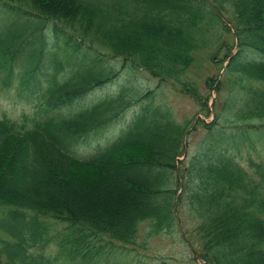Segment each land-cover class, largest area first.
Instances as JSON below:
<instances>
[{
	"label": "trees",
	"instance_id": "1",
	"mask_svg": "<svg viewBox=\"0 0 264 264\" xmlns=\"http://www.w3.org/2000/svg\"><path fill=\"white\" fill-rule=\"evenodd\" d=\"M50 34L56 49L47 52ZM204 57L221 70L205 79L208 93L189 74ZM116 58L191 95L206 116L225 73L238 86L220 106L215 98L210 123L178 120L152 91L126 86L76 106L119 76ZM15 78L19 94L40 92L23 120L0 108V264L131 254L141 224L172 230L181 203L198 219L206 264H264V159L244 165L232 149L237 134L264 128V0H0L1 89ZM136 102L115 140L79 152ZM200 125L215 139L208 152L185 154ZM8 215L17 220L9 233ZM44 219L67 224L56 253L45 249Z\"/></svg>",
	"mask_w": 264,
	"mask_h": 264
},
{
	"label": "rangeland",
	"instance_id": "2",
	"mask_svg": "<svg viewBox=\"0 0 264 264\" xmlns=\"http://www.w3.org/2000/svg\"><path fill=\"white\" fill-rule=\"evenodd\" d=\"M227 23L228 20L224 18ZM52 22H48L51 26ZM49 48L47 52H52L56 47H53L54 37L50 34L49 37ZM236 48L234 49V52ZM61 57V54H59ZM111 63L121 69V73L111 82L104 85L98 86L89 92L83 99L78 100L75 105L79 106L83 103L90 102L100 96L108 93H115L122 86L136 89L140 92V95L152 91V96L158 103H162L171 108L174 115L178 120L194 119L205 117L206 122L215 120V114L213 106H210L211 112L208 116L200 115L201 106L197 100H194L191 95H187L181 91L175 90L173 87L167 84H160L159 79L154 75L150 74L147 70L142 67H134L128 64L122 68V59H112ZM219 65H215L213 62L205 59V57L190 71V76L199 83V86L208 93L209 90L205 87V79L210 75L216 73L221 74L219 71ZM69 67H66L65 73ZM224 68H222V71ZM218 75V78H219ZM236 79V75L227 72L221 79L223 81L221 87V93L218 95L215 89L211 90L210 102H213L215 97L219 98L220 101L225 98L228 90L234 91L236 82L230 86V80ZM218 82L220 80L218 79ZM19 79L15 78L8 87H0V108L2 113L6 114L12 119L23 120L24 114L32 115L38 108L37 104L39 100L36 95L40 92L37 89L32 95H21L18 91ZM238 86V85H237ZM148 100V98H145ZM140 102H136L128 110L125 118H122L114 122L108 129L100 136L92 137L88 142H83L79 146V152L88 154L95 151L99 146L105 145L112 141L119 134L120 129L127 124L130 119L131 113L138 110ZM74 105V107H75ZM73 107V106H72ZM66 110V108H63ZM193 127V126H192ZM194 128V127H193ZM193 130V129H192ZM238 138H241L239 144L233 146V152L237 155L236 157L246 165L248 158H254L256 161L264 159V128L260 130H250L245 132L242 137L237 134ZM215 139V136L206 134V129L203 126L197 127L189 133L188 141H186L187 154L198 155L201 153L208 152L209 139ZM183 159V156L180 158ZM178 175L180 173L178 172ZM181 192V190H180ZM179 192V193H180ZM176 212V223L172 230H163L157 234H151V225L148 221H144L141 224L139 237L137 243L134 245L135 250L129 253L117 252L115 256L109 255L106 250L100 252L98 255H93L92 259L88 261V264H160L162 262H173V264H206L197 255L196 248L199 247L197 237L193 233L194 228L198 224L196 219L185 203L177 204L174 207ZM17 221V220H16ZM15 216H7V229L12 228V225L16 222ZM48 225V233L46 236L50 237L49 243L45 249L49 254L56 253L58 250L59 233L65 231L67 224L56 222L52 219H44ZM8 232V231H7ZM9 233V232H8ZM132 245H130L131 247ZM134 253V254H133ZM198 256V257H197ZM79 263V262H78Z\"/></svg>",
	"mask_w": 264,
	"mask_h": 264
}]
</instances>
